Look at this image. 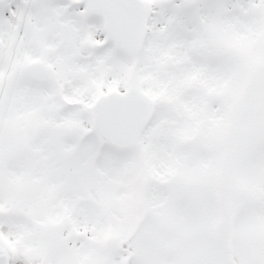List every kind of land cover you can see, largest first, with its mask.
<instances>
[{"label": "snow or ice", "instance_id": "6c2138e0", "mask_svg": "<svg viewBox=\"0 0 264 264\" xmlns=\"http://www.w3.org/2000/svg\"><path fill=\"white\" fill-rule=\"evenodd\" d=\"M0 264H264V0H0Z\"/></svg>", "mask_w": 264, "mask_h": 264}]
</instances>
